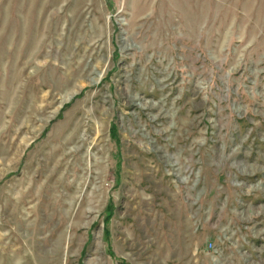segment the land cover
<instances>
[{
    "label": "rangeland",
    "instance_id": "1",
    "mask_svg": "<svg viewBox=\"0 0 264 264\" xmlns=\"http://www.w3.org/2000/svg\"><path fill=\"white\" fill-rule=\"evenodd\" d=\"M0 264H264V0H0Z\"/></svg>",
    "mask_w": 264,
    "mask_h": 264
}]
</instances>
